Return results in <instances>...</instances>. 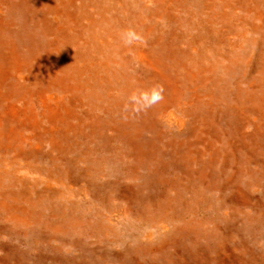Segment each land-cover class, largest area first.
I'll use <instances>...</instances> for the list:
<instances>
[{
  "label": "bare ground",
  "instance_id": "obj_1",
  "mask_svg": "<svg viewBox=\"0 0 264 264\" xmlns=\"http://www.w3.org/2000/svg\"><path fill=\"white\" fill-rule=\"evenodd\" d=\"M145 1L141 0V5L144 6ZM151 2L153 8L147 11V15L156 17L163 14V16L171 20L184 21L179 16L182 13L184 16L185 13L184 11L180 12V8L178 7L182 5L183 0L146 1L149 4ZM190 2L198 8V19L194 15L193 21L186 23L184 28H180L181 25L172 23L173 27L171 29V26L166 21L165 23L159 24V26L164 28L166 32L171 31L170 34H165L166 36H171V39L173 36H180L181 40L191 41V35L196 34L194 36L198 44L197 48L211 52L212 54V56L206 55L211 59L206 65L205 70L204 68L202 69V74L199 73L196 76L195 74L187 73L190 70V64L183 55L179 56L171 64L166 65L165 61L158 59L153 61L152 58L149 60L146 57V53H141L143 50H138L141 45L133 46L129 49L122 44L120 38L116 37L115 34H107L105 37L101 35L97 38L86 40L82 45L88 47L81 45V49L89 50L90 42L91 53L95 55L99 54V56L104 58L109 56V62L120 69L118 73L114 71L115 69H108L103 63H99V65L101 71L112 72V77L110 78L113 79V85L110 83V87H102L101 79H98V76H96V73H98L96 72L98 71L97 66H92L93 70H91L90 66L94 65V63L87 62L88 64L84 63V69L82 71L88 70L91 72L90 75L92 78H88L84 82L81 79V71H79L76 81H74V87L69 85L62 86L65 92L72 96L76 94L81 100L106 102L113 106L112 110L107 107L98 109L99 112L101 109L102 111H106L104 114H107L108 118L100 117L94 125H88H91L92 130H97L107 135L120 136V140L124 142L126 149H117L122 151L119 154L114 152L115 157L127 158L134 155L136 166H142L148 162H155L157 156L161 159L160 153H162V147L163 150L165 148L176 147L177 150L175 151L176 154L174 153L173 163L182 162L183 168L187 171V174H185L186 178H184L187 179L186 183L183 182V176L179 178L174 177L173 180L166 181L163 184L157 181L160 188L155 192L154 198L148 200L149 203L147 204L144 203V200L138 194H132L133 196L128 197L130 201L127 200V206L124 209H120L119 206L117 208L113 205V199L111 197H97L96 202H99L100 209L105 208L109 212L114 211L116 215H127L129 213L130 219L132 220L129 224L133 223L131 226L136 225L134 229L139 234V236H135V239L139 241L140 238H144L145 242L138 243L133 249L125 250V255L129 256V259L126 258V262H123V257L120 254H113L107 251L106 248L101 249L106 246L104 242L105 238L111 236L113 242L119 239L120 233L118 231L116 232L115 225L109 217L103 216L102 214L97 217L98 212L94 215L95 217L88 212H86L87 215L85 214V217H80L78 214L74 216V213L78 209L72 200L77 193L73 192L71 186L68 184L72 183V181H83L78 175L74 177V164L76 161L71 162L67 160L59 162L57 156L45 154V159L51 161V167H47L43 173L37 169L38 166L36 163L34 165L31 164L33 161L30 164L19 167L24 153L21 151L22 148L18 146L19 144L16 143L19 150L17 152L13 151V155L15 156L7 160L6 163H3V153H10L3 150L2 145V138L4 137L2 129L3 113L8 112L10 116L15 117L17 115V109H14V103L8 104L6 111L2 108L4 96H2L0 90V156L2 157H0V213L7 212L8 215L6 217L7 219L9 218L8 220L11 222L14 228L13 231L15 232L19 228L22 230L29 229L26 226L31 223V219L41 229L38 232L29 230L32 234L37 233L38 235H41L44 229H48V232L51 231L54 234H63V232H66V229H77L82 225H86L85 229H87L86 232H88V235L91 236L90 238L99 239L103 244L93 245L92 248L85 247L79 249L83 251V254L81 253L77 257L81 263L66 259L65 262L67 264H264V246L260 243V234L264 230V182H262L264 180V45L261 49L262 58L260 62L256 63V66L252 69H250V64L247 62L251 61L256 48H260L261 39L258 37L261 35L259 26L261 25L260 21L262 19L260 16L252 15L253 17L247 16L252 17L250 21H244L243 17L238 21L237 19L240 17V13H235V10H239V6L243 3L241 0H191ZM137 4L140 3L135 1V5ZM219 6L221 8L216 10L215 8ZM261 8L257 3L254 8L257 14L264 11ZM186 16L190 17L189 13ZM90 21L91 29L100 28L98 22ZM140 33L143 34V32ZM155 37L158 42L161 40L159 31L155 33ZM0 43H2L0 44L1 88V80L4 76L6 78L11 71L15 73H19L20 71L28 72L29 67H24L23 64L16 62L14 54L12 55L13 59L7 58L8 55L1 50L3 46L5 48V43L1 41ZM184 43L186 47L190 46L187 42ZM243 54L246 56L244 57ZM203 56L204 54H200V57ZM191 57L193 60H196L195 55ZM129 58H134L135 63L131 64ZM136 63H139L140 69L133 67ZM144 63L147 65L152 64L155 70L158 67L161 68V71H156V78L152 82L155 84H164L165 99L162 103L150 109L146 114H142L136 118L129 116L125 119L123 106L127 96L135 89L148 88L149 85L150 87L153 85L152 83H148V81L145 82L147 75L146 70L142 69L143 65L145 66ZM168 65L172 68H165ZM6 66L7 68H5ZM238 67L241 69V76L237 79L233 75V85H219V80H214L217 69H221L226 74H234ZM129 70H131V73H129ZM113 72H115V76ZM120 77L123 82L119 80L121 79ZM20 80L28 82L26 77H21ZM42 80L43 82L45 81L44 79H40L39 81ZM170 80H172V90L178 86L180 92L177 96L172 95V98L168 99L167 96L170 93L166 92V89ZM197 83L200 90L194 96L195 102H198L197 113H194L180 104L182 99L186 98L196 89ZM50 84L48 82H37L36 88L39 87V91L42 90L41 95L39 93L40 96L38 95L39 97H37L36 94L38 93L34 94L32 91L29 95H31L30 97H37L40 102L38 106L46 109V112L50 116H53L55 115V110L59 107L57 105L55 107H49V102L52 100L54 103L59 104L62 99L54 96L51 92L48 94L49 89L53 87ZM87 85H89V88ZM54 89L56 88L54 87ZM85 89L89 90L86 91ZM81 92H84V95ZM116 95H119V97L116 98ZM121 96L123 98L122 101ZM226 97L229 98L228 102H230L228 104L226 102V108L228 107V109L235 111V118L232 121L229 120L226 127L231 132V137L228 136L230 137L229 139L224 138L225 144L219 148L214 147L213 143L215 141H219L220 143V132H224L226 129L223 126L216 130L218 126L216 127L215 115H218V109H220V102L218 101H227ZM80 99L78 102H80ZM69 101L70 105L74 103L70 98ZM174 101L175 103H173ZM173 109L175 112H172ZM66 114L67 116H71V113ZM91 115L93 116L91 118H94V120L98 118L94 110H91ZM33 120L31 122L34 125L36 118H33ZM86 121H88V117L83 118L80 125L84 127ZM82 127L71 128L74 133L83 134L84 130ZM105 130L109 133H106ZM212 132L215 135L219 132V136L206 142L208 145V154L212 153L211 155H213L209 159L208 165L209 168L216 171L217 169L215 170L211 166L219 161L222 164V168L213 174V176L210 175V178L212 180L214 179V181L208 182L206 181L207 173L204 172L206 175L200 172L198 173L194 171V167L192 166L200 164L201 169L198 168V170L203 171L208 169L202 160L199 161V158L203 156L204 152L201 149H195V147L198 144H204L205 139L203 137L206 135L211 136ZM25 135L21 133L17 134L19 137L18 140H21V142L23 140L25 142L26 139L27 141L30 140ZM146 135L152 136V138L149 139ZM83 136H85V133ZM159 143L163 146H160ZM124 151H128V153H124ZM190 151L194 154H190ZM193 155L195 156L193 157ZM251 165L257 171L253 170ZM68 166L74 167L71 177L66 170ZM132 167L135 168L134 166L122 167L118 175H112L115 179L112 182L113 184L107 178H103L99 182L94 180L91 183L95 184L94 188L98 185V190H105L108 186H110L111 190H115L117 186H121V179L131 178L132 175L129 171ZM21 168L25 169L23 173L35 175L33 177V183L24 180L26 176L17 172V169L21 170ZM227 169L231 172L228 176L225 172ZM76 171L78 170L76 169ZM241 173L250 174L251 181L245 182L241 175L237 177ZM193 176H196V179ZM221 176H225V178L220 179ZM85 177L87 178L88 176L85 175ZM240 178L244 181L241 187L238 184H233V182ZM65 180L69 183L64 184L67 183ZM38 181L42 184V189L37 190V193L33 186ZM7 182L8 187L5 186ZM24 182H26V188L21 194H18L16 201L26 200L24 203L26 202L27 206L25 207L21 203L22 206L18 205V207H14V203L10 204L8 201L6 202L2 194H13L12 189H15L14 184ZM108 182L111 185H108ZM61 186L62 189L66 187L64 193L62 192ZM7 188L8 191H6ZM259 190L261 191V196L257 194ZM35 193L36 196L40 195V197L34 200L33 203L32 194ZM42 196L44 197L41 201ZM71 197H73L72 200ZM41 202H45L43 204L45 208L42 209L39 207L36 209L35 206H38ZM45 210L47 212L46 214L43 213ZM88 217H94V221L89 222ZM208 226H211V228H208ZM149 229H153L157 235V239L153 242L150 241L151 234L148 232ZM38 237H42L43 239L44 236ZM84 237L85 239H89L87 236ZM82 239L84 240V238ZM76 241L74 245L77 246L82 242L80 239ZM121 241V243L124 242L123 240ZM244 243H249V246L247 244L244 245ZM27 244L29 243L27 242ZM70 246L72 247L73 244H70ZM163 246H165V249H158ZM34 249L36 250V248ZM37 251H40L39 248ZM4 257L6 258V255ZM15 258H17L18 264H24L29 259L28 257ZM51 260L53 262L56 260L55 262L59 264L63 262L61 257L54 258L53 256Z\"/></svg>",
  "mask_w": 264,
  "mask_h": 264
},
{
  "label": "rangeland",
  "instance_id": "obj_2",
  "mask_svg": "<svg viewBox=\"0 0 264 264\" xmlns=\"http://www.w3.org/2000/svg\"><path fill=\"white\" fill-rule=\"evenodd\" d=\"M135 1L139 2L140 4L135 5ZM146 1L143 6L141 5V0H0V41L5 43V48L2 45L3 47L1 48V50L4 51L6 55H8L7 58L13 59L12 55L14 54L16 62H18L19 64H23L24 67H29L28 72L20 71L19 73H15L14 71H11L6 78L5 76L4 78H2L3 81L1 80L0 90L2 96H4L2 108L6 111L7 105L14 103L13 105L15 107L14 109H17V115L15 117H12L8 112L3 113V118L5 120L3 119L2 129L4 137L2 138V145L3 150H6L10 153H3V158L1 156L0 157L4 161L3 163H6L7 160H10L13 156H15L13 155V151L17 152V150H19L16 146L17 144H19L18 146L22 148L21 151L24 153L23 157L20 160L19 167L24 166L25 164H30L31 161H33V163L31 164L34 165L36 163V165L38 166L37 169H39V171L43 173L47 167H51V161L45 159V154L57 156L59 162H64L67 160H70L71 162L76 161V163L74 164V177L78 175V177L83 181L80 182L79 180H77L69 183L67 180H65V182L67 183H64H69L68 185L71 186L73 192L78 194H76L74 198L71 197V200L73 198L72 201L76 204V208L78 209L77 212L74 213V216L78 214L80 215V217H85L86 212L91 213L94 216L96 215V212H98V214L96 215L97 217H99L100 214L109 217L115 225L116 232L118 231L120 233L118 239L119 241L116 239L113 242L111 236H109L104 239L106 246L103 245L105 247L101 246L102 248H99H106L107 251H110L113 254H120L121 257H123V262H126V258L129 259V256L125 255V250L133 249L137 246L138 243L145 242L144 238H140L139 241L135 239V236H139V234L135 232L134 228L136 225L131 226V224L133 223L129 224V222L132 221L130 219L129 213H127V215H116L114 211L109 212L105 208L100 209L99 202H96L97 197H111V199H113V205L117 208L119 206L120 209H124L127 206V200L130 201V198L128 197H131L132 194H138L144 200V203L147 204L149 203L148 200L154 198L155 192H157V189L160 188L157 181L163 184L166 181L173 180L174 177L179 178L183 176V182L186 183L187 179L184 178H186L185 174H187V171L185 168H183L184 166L182 162L173 163L174 153L176 154L175 151L177 150L176 147L165 148L164 150L162 147V153H160L161 159L157 156L155 162H148L147 164L142 166H136L134 155L127 158L115 157L114 152H117L119 154L122 151L117 149H126L124 142L120 140V136L107 135L103 132L101 133L97 130L91 129V125H94V123L100 117L108 118L107 114H104L106 113V111H102L101 109V111L99 112L98 109H100L101 107H107L112 110L113 106L109 105L106 102H94L93 100L88 101L85 99L81 100L76 96V94H74L75 96H72L69 93L65 92L62 86L69 85L74 87V81H76L77 73L79 71H81V79L84 80V82L87 81L88 78H92L90 75L91 72H89L88 70L82 71L84 69V63L88 64L87 62L94 63V65L90 64L91 70H93L92 66H97L98 71L96 72L98 73H96V76H98V79H101L102 87L108 88L111 86L110 83L113 85V79L110 78L112 77V72L108 73L106 71H101L99 63L105 64L108 69H115L114 71L116 73H118V70L120 69L109 62V56L107 58H104L99 56V54L95 55L91 53L90 42L89 50L81 49V45L83 42H86V40L92 38L94 39L101 35L105 37L107 34H115L116 37L120 38L119 35L121 31L129 27L134 28L138 32H143L142 35L147 40V46L141 45L138 50H143L141 51V53H146V57H148L149 60L151 58L153 59V61L158 59L161 61H165L167 65L171 64V62L178 59L179 56L183 55L186 57L187 62L190 64V70L187 71V73L195 74L196 76H198L197 74L199 73L202 74V69L204 68L205 70L206 65L210 62L211 59L206 55L212 56V54L211 52H206L197 48L198 44L194 36L196 34L194 33L191 35V41L181 40V37L178 33L177 34L179 37L173 36L171 39V36L165 35L170 34L171 31L166 32L164 28H161L159 26V24L165 23L166 21L171 26V29L173 27V24L181 25L180 28H184L186 23H190L191 21H193L194 15L198 19V8L190 2L191 0H183L184 2L182 3V5L178 6L180 8V12L184 11L185 13L184 16L183 13L179 16L184 19V21L181 22L178 20H171L170 18L163 16V14L156 17L147 15V11H150L153 8V5L152 2L151 4H149L146 3ZM241 2L243 3H241V5L239 6L240 11L238 9L235 10V13H240V17H238L237 19L238 21L242 17L244 21H250V18L253 17L252 15L258 17L260 16V18L262 19V21H260L261 25L259 26L261 35L260 37H258L259 39H261L260 48L257 47L251 58V61H247L250 64V69H252L256 66V63L260 62L262 58L261 49L264 45V11L257 14L254 8L258 3L259 7L261 8L262 6V8L264 9V0H241ZM220 8L221 7L219 6L215 9L218 10ZM187 13H189L190 17L186 16ZM90 20L98 22L100 28L91 29ZM75 29L79 30L77 31ZM157 31H159L161 34V40L159 42L155 37V33ZM205 38L207 39L206 36ZM184 42H187L190 46L186 47ZM63 46L64 48H62ZM82 46L88 47L86 45ZM200 54H204V56L200 57ZM192 55H195L196 60H193V58L191 57ZM243 55L244 57L246 56L245 54ZM129 59L131 61V64L135 63L134 58ZM133 67L135 69H140L139 63H136ZM5 68H7V66ZM165 68L169 69L172 67L168 65L165 66ZM142 69L146 70L147 80L145 82L148 81V83H152L154 85L155 83L152 81L156 78V71H161V68L158 67L155 70L152 64H145V66L143 65ZM129 71V73H131V70ZM115 72H113L114 76ZM92 74L95 75L94 73ZM215 75L216 76L214 80H219V85L226 84V86H229L233 85L232 83H234V80L232 79L233 75L236 76L237 79L239 78V76H241V69L240 67H238L234 74H226L222 72L221 69H217L215 71ZM21 77H26L28 79V82H23L22 80H20ZM40 79H44V82H48L49 84L51 83L50 85L53 86L49 89L48 94L51 92L54 96L60 97L62 99L59 104H56V102L54 103L52 100L51 102H49V107H55V105L59 107L55 110V115L53 116H50V114L46 112V109H42L41 106H38L40 105V102L38 101L37 97L41 95L42 90L39 91V87L36 88V84L37 82L44 83L43 80L39 81ZM119 80L123 82L122 78ZM222 80H224V82L221 83ZM171 83L172 80H170V83L167 85L166 89V92L170 93V95L167 96L168 99L172 98V95L177 96L180 92L178 90V86L172 90ZM54 87L56 89H54ZM87 87L89 88V85H87ZM85 90L87 91L89 89ZM199 90L200 88L197 83L196 89L186 98L182 99L180 105L186 107L190 112L193 111L194 113H197L198 102H195L194 96L199 92ZM31 91L34 94L38 93L36 94L37 97H30L31 95L29 94H31ZM81 93L84 95V92ZM118 97L119 95H116V98ZM69 98L74 102L71 105L69 104ZM72 98L74 99L72 100ZM120 98L122 101V96ZM79 99L80 102H78ZM226 99L227 101L223 100L224 102L221 100L218 101L220 102V109H218V115H215L216 127L218 126L216 130L223 126L226 129L229 120L232 121L235 118V111L233 109H228V107L226 108V102L227 104L230 103L228 102L229 98L226 97ZM173 103H175V101ZM91 110L96 111V115H98V118L96 120H94V118H91L93 117L91 115ZM172 112H175V110L173 109ZM66 113H71V116H67ZM86 117H88V121H86L84 127H82L80 123L81 121H83V118L85 119ZM33 118H36V122L34 123V125L31 122L34 121ZM22 121H24V123H22ZM79 126L83 128L85 136H83L84 133H74L73 129L71 128H78ZM227 129L224 132H220V143L219 141H215V143H213L214 147L216 146L221 148L225 144L224 138L229 139L231 137V132H229ZM249 131H251V129H249ZM105 132L109 133L107 130H105ZM20 133L23 135L26 134V138H30V140L27 141L26 139L25 142L24 140L23 142H21V140H18L19 137L17 136V134ZM206 136L203 137L205 139V143L200 145L198 144L196 146L197 148L195 147V149H201V151L204 152L203 156L199 158V161L202 160V162L205 166L208 167V169L203 171L198 170V168L201 169L200 164L194 165L192 167H194V171L198 173L200 172L204 175H206L205 173H207L206 181L211 182L214 181V179L212 180V178H210V175L213 176V174L219 171L222 168V164L217 161L213 166H211L215 170L217 169L216 171H213L211 168H209L208 162L213 155H211L212 153L208 154V145L206 142L209 140H213V138L219 136V132L216 135L214 134V132H212L211 136ZM146 137H148L149 139L152 138V136L149 135H146ZM159 145L163 146L161 143H159ZM124 153H128V151H124ZM189 153L192 154L193 152L190 151ZM194 156L195 155H193V157ZM28 157H30L31 159ZM178 165L179 167H177ZM126 166L135 167H132L129 171L132 176L131 178L121 179V186H117L115 190H111L110 186H108V188H105V190H98V185L96 188H94L95 184L91 183L94 180H96V182H99L103 178H107V180L112 183L115 180L112 175H118L122 167ZM251 167L253 170L257 171V169L253 165H251ZM76 169L78 171H76ZM24 170L25 169L22 168L21 170L17 169V172L26 176L24 177V180L33 183V177L35 175H27L23 173ZM66 170L69 172L71 177L74 167L68 166ZM100 172H102V174H100ZM225 172L227 173V176L231 173L228 169ZM83 173L84 175L82 176ZM85 175L88 177L86 178ZM240 175L243 177L245 182L251 181L252 179L250 178V174L247 175L245 173H241L237 175V177ZM193 177L194 179H196V176ZM223 178H225V176H221L220 179ZM243 182L244 181L240 178L239 180L233 182V184H238L241 187L244 184ZM262 182H264V180H262ZM25 183L26 182L14 184L15 189H12L14 192L13 194H2L3 198H5L4 200L6 202L8 201L10 204L14 203V207H18V205L22 206L21 203H23L26 207V202L24 203V201L26 200L16 201L18 194H21V192L26 188ZM111 183H109L108 185H111ZM5 186H9L8 182L5 183ZM41 186L42 184L38 181L36 185L33 186L35 192H37V190H39L40 188L42 189ZM65 188L66 187L62 189L61 186L63 193ZM6 191H8V188L6 189ZM257 194L258 196H261V191L259 190ZM32 195L34 196H32V202L34 203V200H37V198L39 199L40 195L38 194L39 196H36V193ZM43 197L44 196H42V198L40 199L41 201ZM44 203L45 202H41L38 206L36 205V209H38L39 207L42 209L45 208V205H43ZM43 213L46 214V210L43 211ZM0 214V264H18L17 258L15 257H28V262H25L24 264H59L55 262L56 260L54 262L51 260V257L53 256L54 258L61 257L63 261L61 264H67L65 262L66 259L75 260L76 262L81 263V261H79L77 257L79 256V254H83V251L79 249L85 247L92 248L93 245L103 244L99 239L96 240L94 238H90L91 236L88 235V232H86L87 229H85L86 225H82L77 229H66V232H63V234H54L51 231L48 232V229H44L41 235H38L37 233H31L32 230L33 232H38L39 229H41L39 228V225L34 224L35 221H33L32 219L30 220V226H26V228H29L31 231L29 229L22 230L21 228H19L20 230L17 229V231L15 232L13 231L14 228L12 227L11 222L8 220L9 218L7 219L6 217L8 215L7 212H2ZM94 217H88L89 222H91L92 220L94 221ZM208 228H211V226H208ZM148 232L151 234V242L157 239V235L153 229H149ZM263 232L264 230L260 234V243H262V245L264 246ZM23 233H25L24 236ZM38 236L44 237L42 239V237L40 238ZM84 236H87L89 239H85ZM82 238H84V240ZM79 239L82 241L81 244H78V246L74 245L75 242H77L76 240ZM25 240L29 244H27ZM121 240H123L124 242L121 243ZM180 242L183 243L182 241ZM70 244H73V246L71 247ZM246 244L249 246V243H244V245ZM34 248H36V250ZM38 248L40 251H37ZM158 249H165V246ZM5 255L6 258L4 257Z\"/></svg>",
  "mask_w": 264,
  "mask_h": 264
},
{
  "label": "clouds",
  "instance_id": "obj_3",
  "mask_svg": "<svg viewBox=\"0 0 264 264\" xmlns=\"http://www.w3.org/2000/svg\"><path fill=\"white\" fill-rule=\"evenodd\" d=\"M120 39L122 44L129 49L136 45L147 46V40L142 33L131 27L121 31ZM164 92V86L159 83L148 88L133 90L124 102L125 119L129 116L136 118L146 114L150 109L162 103L165 99Z\"/></svg>",
  "mask_w": 264,
  "mask_h": 264
}]
</instances>
